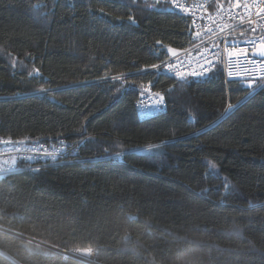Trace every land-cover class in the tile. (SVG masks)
Wrapping results in <instances>:
<instances>
[{
    "label": "trees",
    "instance_id": "trees-1",
    "mask_svg": "<svg viewBox=\"0 0 264 264\" xmlns=\"http://www.w3.org/2000/svg\"><path fill=\"white\" fill-rule=\"evenodd\" d=\"M165 8L0 0V134L78 145L0 177V264H264V83L162 74L192 35Z\"/></svg>",
    "mask_w": 264,
    "mask_h": 264
},
{
    "label": "built area",
    "instance_id": "built-area-1",
    "mask_svg": "<svg viewBox=\"0 0 264 264\" xmlns=\"http://www.w3.org/2000/svg\"><path fill=\"white\" fill-rule=\"evenodd\" d=\"M168 12L189 20L191 45L163 62L158 70L176 79L204 78L220 69L223 79H242L254 83L250 91L264 83V59L251 55L264 45V0H165ZM159 92L148 88L135 101L136 113L148 118L166 110ZM78 145L59 139L53 143L34 141L10 143L0 134V177L36 164H55L72 160ZM94 259L95 252L86 250ZM82 251L72 250L71 255ZM67 255H70L68 253Z\"/></svg>",
    "mask_w": 264,
    "mask_h": 264
},
{
    "label": "water",
    "instance_id": "water-1",
    "mask_svg": "<svg viewBox=\"0 0 264 264\" xmlns=\"http://www.w3.org/2000/svg\"><path fill=\"white\" fill-rule=\"evenodd\" d=\"M251 55L252 56H254V57H257V58H260V59H264V45H258L252 52H251ZM47 247V246H46ZM48 248H51V247H48ZM51 249H53V248H51ZM78 259V258H77ZM79 260H81V261H84V260H82V259H80L79 258ZM84 262H88V263H90V264H96L95 262H94V259L91 261V262H89V261H87V260H85Z\"/></svg>",
    "mask_w": 264,
    "mask_h": 264
},
{
    "label": "rangeland",
    "instance_id": "rangeland-1",
    "mask_svg": "<svg viewBox=\"0 0 264 264\" xmlns=\"http://www.w3.org/2000/svg\"><path fill=\"white\" fill-rule=\"evenodd\" d=\"M133 1H135V0H133ZM246 85L248 86V88H250V89H252L253 88V86H254V83H252V82H246ZM72 251V250H71ZM71 251L70 252H67L66 254H68V253H70V256L71 257H73V258H80V259H82V260H87V261H89V262H91L93 259H89V257H88V252H86L85 254H84V251L81 253V255L82 256H78V255H76V254H73V255H71Z\"/></svg>",
    "mask_w": 264,
    "mask_h": 264
},
{
    "label": "bare ground",
    "instance_id": "bare-ground-1",
    "mask_svg": "<svg viewBox=\"0 0 264 264\" xmlns=\"http://www.w3.org/2000/svg\"><path fill=\"white\" fill-rule=\"evenodd\" d=\"M85 253H86V252H85ZM85 253H84V254H85ZM91 257H92V256H91ZM91 257L89 256V259H90V260L92 259Z\"/></svg>",
    "mask_w": 264,
    "mask_h": 264
}]
</instances>
